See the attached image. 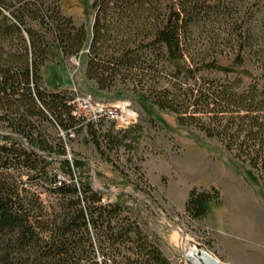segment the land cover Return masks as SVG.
<instances>
[{
    "label": "trees",
    "instance_id": "obj_1",
    "mask_svg": "<svg viewBox=\"0 0 264 264\" xmlns=\"http://www.w3.org/2000/svg\"><path fill=\"white\" fill-rule=\"evenodd\" d=\"M62 1L0 0V264H170L123 195L104 202L88 160L66 147L85 130L105 163L145 182L131 159L117 162L136 150L139 126L103 130V119L76 117L68 90L47 89L42 69L52 49L84 56L96 95L173 114L264 190V0H97L90 32ZM222 59L250 66L251 80L220 72ZM214 199L190 189L189 219L206 218Z\"/></svg>",
    "mask_w": 264,
    "mask_h": 264
},
{
    "label": "rangeland",
    "instance_id": "obj_2",
    "mask_svg": "<svg viewBox=\"0 0 264 264\" xmlns=\"http://www.w3.org/2000/svg\"><path fill=\"white\" fill-rule=\"evenodd\" d=\"M96 3L97 0H63L61 5L64 14L84 24L90 32ZM84 62L82 55L61 59L52 49L42 69L46 88L75 89L106 107L128 103L137 114L135 125L139 126L132 134L138 142L136 150L120 151L117 162L123 166L131 159L141 168L145 182L138 181L132 169L125 167V176L130 179L127 181L105 163L85 130L65 138L70 151L88 160L91 185L103 193L104 202L123 195L124 204L132 209L133 217L170 264H188L187 260L206 264L208 256L224 264H264V190L253 171L230 158L217 140L181 128L173 114L141 100H108L96 95L92 83L84 79ZM220 64V72L229 70V61L222 59ZM229 71L241 75L246 83L254 74L248 65ZM102 124L103 130L110 127L107 121ZM112 158L117 159L114 154ZM51 167L55 171L56 165ZM194 187L215 196L207 206L208 216L200 221L190 220L185 212L188 192ZM129 194L132 197L126 198Z\"/></svg>",
    "mask_w": 264,
    "mask_h": 264
},
{
    "label": "built area",
    "instance_id": "obj_3",
    "mask_svg": "<svg viewBox=\"0 0 264 264\" xmlns=\"http://www.w3.org/2000/svg\"><path fill=\"white\" fill-rule=\"evenodd\" d=\"M70 105L75 111L76 117H82L85 121L95 122L103 119L107 122L116 124L117 129L125 130L131 125L136 124L137 114L129 108L128 103L121 107L109 105L103 106L101 103L93 100L91 96L78 94L75 89H68Z\"/></svg>",
    "mask_w": 264,
    "mask_h": 264
},
{
    "label": "water",
    "instance_id": "obj_4",
    "mask_svg": "<svg viewBox=\"0 0 264 264\" xmlns=\"http://www.w3.org/2000/svg\"><path fill=\"white\" fill-rule=\"evenodd\" d=\"M182 253H183V250H182ZM183 256H185V255L183 254ZM207 256H208V255H207ZM207 258H208V260L205 259V261H204L206 264H224V263H222V262H220V261H218V260L212 258L211 256H208ZM187 261H188V264H194V263H193L192 261H190V260H187Z\"/></svg>",
    "mask_w": 264,
    "mask_h": 264
}]
</instances>
